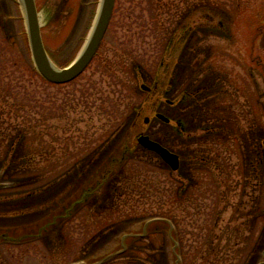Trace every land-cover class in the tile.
Returning <instances> with one entry per match:
<instances>
[{
  "label": "rangeland",
  "instance_id": "1",
  "mask_svg": "<svg viewBox=\"0 0 264 264\" xmlns=\"http://www.w3.org/2000/svg\"><path fill=\"white\" fill-rule=\"evenodd\" d=\"M99 1L36 0L45 48L59 68L80 53ZM17 4L0 0V93L9 94L0 101L16 97L27 107L34 91L46 107L56 95L64 132L49 118L43 143H19L10 153L19 165L0 169V235L11 238L0 239V264H264V0H116L91 63L48 87L30 76L35 65ZM184 91L191 96L180 97ZM31 113L44 118L46 110ZM157 113L181 120L185 132ZM141 134L176 153L179 169L142 147ZM222 135L224 154L212 144ZM41 148L58 164L51 180L35 184L36 169L21 159L38 160ZM37 160L31 166L43 167ZM147 169L180 195L190 187V196H154L144 187Z\"/></svg>",
  "mask_w": 264,
  "mask_h": 264
},
{
  "label": "trees",
  "instance_id": "2",
  "mask_svg": "<svg viewBox=\"0 0 264 264\" xmlns=\"http://www.w3.org/2000/svg\"><path fill=\"white\" fill-rule=\"evenodd\" d=\"M151 2V0H150ZM18 5V4H17ZM200 17V15H199ZM19 20V18H17ZM186 30L183 29L181 32H179L178 34H176L175 36H173V38H171L170 40H168V42L166 43L164 49L162 50V55L159 58V64L158 67H164L167 63V59L166 57L168 56L170 50L178 43L180 44L181 40L183 39L184 35H185ZM30 67V63L28 65ZM109 66V64H108ZM31 68V67H30ZM32 71L30 72V76L31 78H41V80L43 82H45L46 87H48V85H52L55 86L54 84L46 81L43 77L40 76V74L36 71V69L31 68ZM109 69H111V66L109 67ZM116 70V69H115ZM110 71V70H108ZM113 75V74H111ZM166 77V76H165ZM35 81H38L36 79H34ZM128 89V88H127ZM130 89V88H129ZM77 91H79V88H76ZM83 94L80 96L81 99L83 100H87L88 97H90V93L88 92H84L82 91ZM58 94V93H57ZM190 92L184 91L180 97H189ZM9 94L7 93H0L1 99L2 97H6ZM31 96V97H30ZM29 98H31L28 102H27V107L26 105H24L22 103V101H20V99L14 97V99L12 100L13 103L10 105H4L3 102H5L4 100L0 101V143L7 141L8 144L5 145V147H2L0 150V169H4L6 167H8V165L13 166V164L15 165H19V160H12L11 159V152L14 150L13 147H15L16 145H18L19 143L23 144V145H28V143L31 141V139L36 140H40L43 143V139H45V134H48V126H47V121L50 118L56 119L57 124L55 125L56 128H62L63 126L61 125V121H63L64 119V115H63V106L60 104H58V101L60 100L56 95H50L48 98V103H50V105L48 106H43L42 101L39 99V97H35V92L32 91L30 92V94H28ZM60 98L62 99V97L60 96ZM4 107V108H3ZM5 107H7V109L5 110ZM44 108V110H46V114L44 116V118L39 117L38 119H36V116L33 117L32 115V109L33 108ZM24 109V110H23ZM28 110V111H25ZM49 109V110H48ZM20 112H23L24 116H20ZM31 113V114H30ZM6 114V115H5ZM23 117V121L21 123H19V118ZM33 118L35 119V124H30L27 126V123H31V120H33ZM82 118V117H81ZM73 118H69V120H72ZM85 120V119H84ZM65 121H67V127L69 128V130H71L70 128V124L69 121L65 119ZM88 121H90V116ZM174 127L176 128V130L180 133H184V125L183 122L179 119H173L170 121ZM75 130L81 131L82 129L79 127L78 124L74 125ZM87 126V128H86ZM89 123L85 124V127L83 129L86 128L85 133L88 134L89 132ZM83 127V126H82ZM10 130V131H8ZM53 131V130H52ZM63 131V128L60 130ZM54 133V132H52ZM13 134V135H12ZM73 134V132H72ZM224 135V134H223ZM219 136L217 138H215L214 140H218L216 142H213V148L215 149H221V153L224 154V136ZM55 141H59V139L56 137L52 143H55ZM22 145V146H23ZM41 149H45L44 151L42 150H38L39 154H38V160L36 157H30L29 154L25 155V158L21 159L24 163L23 164H28L27 168H34L35 173H33L35 178V184L36 183H46L49 180H51L56 173H54L53 168L55 167L56 164H58V162H53L49 160V151L46 148H41ZM31 151V150H28ZM220 151L218 153V155H220ZM30 157V158H28ZM58 159L59 164L60 163V158H56V160ZM36 160L38 163H43V167H39V166H31V163H35L36 164ZM53 162V163H52ZM55 164V165H54ZM147 171L149 172V174L147 175V178H145L144 181V187H147V185H149V188L151 186V189L155 191L154 196H160L163 197L164 195H168V190H170V194L172 198H181V197H189L190 196V187L185 188V191L180 195L178 188H176V186H174L173 184H171L170 186H168V188H164V184L159 182V181H155L154 179V174L150 173V170L147 169ZM61 172V171H60ZM134 174L138 175L140 172H137L136 170H133ZM133 174V175H134ZM212 180H209V182ZM199 182L205 184L204 179L199 180ZM212 184V182H210ZM214 188H217L216 186H213ZM160 198V197H159ZM157 212V211H156ZM157 218H161L162 220H166L169 221L170 223L174 222V216L171 217V215H164L160 214L158 212V214L156 215ZM99 227H102V223L99 222Z\"/></svg>",
  "mask_w": 264,
  "mask_h": 264
},
{
  "label": "water",
  "instance_id": "3",
  "mask_svg": "<svg viewBox=\"0 0 264 264\" xmlns=\"http://www.w3.org/2000/svg\"><path fill=\"white\" fill-rule=\"evenodd\" d=\"M19 1L24 10L31 54L38 72L43 78L54 84H64L77 78L90 64L104 38L112 17L115 0H100L94 25L82 52L73 62L61 68L53 63L45 49L35 0ZM141 88L146 91L150 90L145 84H141ZM157 117L169 122V119L161 114H157ZM148 120V117L144 118L145 123ZM137 141L145 149L159 155L173 171L179 168V156L159 142L151 140L149 136L142 134L138 136Z\"/></svg>",
  "mask_w": 264,
  "mask_h": 264
},
{
  "label": "bare ground",
  "instance_id": "4",
  "mask_svg": "<svg viewBox=\"0 0 264 264\" xmlns=\"http://www.w3.org/2000/svg\"><path fill=\"white\" fill-rule=\"evenodd\" d=\"M40 20H41V18H40ZM89 35H90V34H89ZM88 37H89V36H88ZM87 40H88V38H87ZM87 40H85V42L83 43V46H82V49L80 50V53L82 52V50H83L84 46L86 45V43H87ZM80 53H79V54H80ZM79 54H78V56H79ZM76 58H77V57H76ZM76 58H75V59H76Z\"/></svg>",
  "mask_w": 264,
  "mask_h": 264
}]
</instances>
